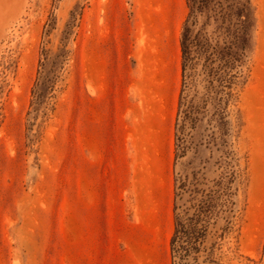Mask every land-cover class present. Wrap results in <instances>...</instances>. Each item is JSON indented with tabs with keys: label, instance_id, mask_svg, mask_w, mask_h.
<instances>
[{
	"label": "rangeland",
	"instance_id": "374dc122",
	"mask_svg": "<svg viewBox=\"0 0 264 264\" xmlns=\"http://www.w3.org/2000/svg\"><path fill=\"white\" fill-rule=\"evenodd\" d=\"M254 4L239 211L223 238V220L211 228L196 264H264V0ZM188 12L187 0H0V264H172L178 100L170 117L149 76L176 22L181 47ZM209 154L193 143L190 178Z\"/></svg>",
	"mask_w": 264,
	"mask_h": 264
},
{
	"label": "trees",
	"instance_id": "16d2710c",
	"mask_svg": "<svg viewBox=\"0 0 264 264\" xmlns=\"http://www.w3.org/2000/svg\"><path fill=\"white\" fill-rule=\"evenodd\" d=\"M187 3L175 119L172 264H196L211 228L223 220L218 235L223 238L239 211L237 197L247 172L237 145L242 125L239 95L249 75L258 21L254 0ZM194 142L210 154L190 178L183 159ZM211 170L216 172L213 177L208 176Z\"/></svg>",
	"mask_w": 264,
	"mask_h": 264
},
{
	"label": "crops",
	"instance_id": "0c3cea01",
	"mask_svg": "<svg viewBox=\"0 0 264 264\" xmlns=\"http://www.w3.org/2000/svg\"><path fill=\"white\" fill-rule=\"evenodd\" d=\"M180 30L181 24L176 22L174 26H171L169 36L164 35L167 38V45L160 47L158 71L149 76V82L156 86L155 91L163 99H167L169 105L167 115L170 117L176 108L182 78Z\"/></svg>",
	"mask_w": 264,
	"mask_h": 264
}]
</instances>
